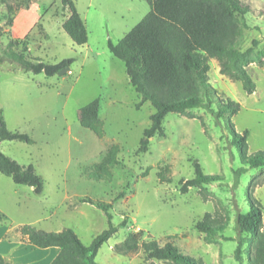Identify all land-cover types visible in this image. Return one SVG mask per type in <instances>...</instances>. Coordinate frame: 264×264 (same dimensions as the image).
<instances>
[{"label":"rangeland","instance_id":"374dc122","mask_svg":"<svg viewBox=\"0 0 264 264\" xmlns=\"http://www.w3.org/2000/svg\"><path fill=\"white\" fill-rule=\"evenodd\" d=\"M73 1L88 32V41L82 45L74 43L62 28L68 11L60 0H0V42L19 38L32 57L48 63L74 59L53 76L25 72L8 61L0 63V119L8 130L26 133L33 141L0 140V150L21 165H32L44 183L37 194L33 187L16 184L0 173V208L13 220L4 239L19 246L16 249L3 241L0 252L10 264L41 261L32 252L22 251L18 229L23 225L47 232L71 228L89 246L108 228V218L101 209L78 199L86 196L110 202L125 191L110 213L114 225L126 218L127 226H119L101 245L94 258L97 263L167 264L147 259L141 247L124 255L114 251L115 244L138 228L143 231L141 240L163 244L174 237L171 240L180 252L201 258L205 264H240L235 258V239L203 241L195 223L215 205L203 200L196 187L181 193L180 180L193 177V160L204 173L224 177L222 183L207 188L230 211V223L222 235L235 237L236 213L247 212L248 182L259 170L248 169L233 187L234 170L242 164L239 150L230 145L226 125L230 121L238 134L248 131L247 154L264 151V0H241L248 11L239 16L242 34L238 48L249 50L245 69L255 83L254 92L246 93L240 81L221 74L217 60L210 59V84L220 98L238 102V112L227 115L220 124L203 108L192 110L195 118L168 113L162 122L163 133L150 138L144 153L137 148L154 107L146 101L136 108L140 95L130 85L124 63L109 52L107 42L123 38L150 6L145 0ZM8 5L14 8L12 13H8ZM95 98L104 122L101 138L78 121L79 108ZM112 143L120 145L117 159L122 165L114 167L109 178L89 179L85 169L100 161ZM164 164L170 165V182L157 178L156 172ZM254 196L264 210V184L255 188ZM243 257L246 264L247 256Z\"/></svg>","mask_w":264,"mask_h":264},{"label":"trees","instance_id":"16d2710c","mask_svg":"<svg viewBox=\"0 0 264 264\" xmlns=\"http://www.w3.org/2000/svg\"><path fill=\"white\" fill-rule=\"evenodd\" d=\"M149 12L117 42L108 40L109 52L124 63L130 85L140 95L136 104L139 108L149 101L154 107L150 114V124L143 130L137 148L138 153L148 150L151 137L163 133L162 122L168 113L195 118L192 111L203 108L220 124L227 115L236 114L240 104L231 99H222L209 82V60L216 59L219 72L233 81H240L243 90L250 94L255 83L245 69L249 50L238 48L242 27L239 16L248 11L241 0H145ZM68 16L62 23L63 30L77 45L88 41L85 22L79 14L73 0H60ZM27 5V3H26ZM8 13L14 8L7 7ZM9 23L12 19L8 20ZM3 32L0 31V37ZM16 63L21 70L35 74L53 76L67 69L74 61L65 58L57 63L44 62L32 57L26 43L19 38H11L5 44L0 42V63ZM261 63V62H260ZM263 68H264V63ZM78 121L83 128L92 131L101 138L104 134V122L99 117V99L95 98L78 110ZM231 134L230 145L240 152L241 166L234 170L233 187L237 186L241 174L250 168L259 170L248 182L247 212L237 211L234 221L235 237H225L222 232L230 223V211L225 204L212 196L208 185L222 183L224 177L219 174H206L197 160L192 161L194 175L190 179L180 180V192L186 193L191 187L198 188L203 200H212L215 207L205 212L195 223V229L202 233L205 243H213L217 238L235 239V258L240 264H264V210L262 203L254 196L257 186L264 184V151L247 154L248 131L236 133L233 124L226 125ZM0 140H16L32 143V139L23 132L7 129L0 119ZM120 151L118 143L110 144L102 159L85 169L89 179L102 180L112 175L114 167L122 165L117 159ZM170 165L160 166L156 172L160 182H170ZM0 173L11 178L16 184L33 187L37 194L43 190V180L32 165H21L0 150ZM147 172H144L146 175ZM120 191L110 202L93 200L89 197L78 199L101 209L108 218V228L96 235L89 246L84 245L71 228L57 232L39 230L31 225L20 226L21 241L39 248L59 247V252L49 264H99L94 258L101 245L106 242L119 226H127L124 218L119 225L111 221L110 209L113 203L124 197ZM3 214L0 211V223ZM142 230L130 232L118 244L114 251L127 254L141 247L147 259H155L167 264H205L201 258L185 255L169 237L163 244L157 240H141ZM0 264H10L0 252Z\"/></svg>","mask_w":264,"mask_h":264},{"label":"crops","instance_id":"0c3cea01","mask_svg":"<svg viewBox=\"0 0 264 264\" xmlns=\"http://www.w3.org/2000/svg\"><path fill=\"white\" fill-rule=\"evenodd\" d=\"M66 198H68V196H66L65 199ZM0 211L3 214V220L0 223V242L6 241V242H8V244L10 243L12 246L14 245V246H16V249H18L19 246H18L16 241L4 239L6 234L11 231V227H12L11 223L13 222V220L10 218V216L5 214V212L1 208H0ZM135 230H139V229L136 228ZM23 243H24L22 246L23 252H27V253L32 252V255H37V256L41 257V261H39L38 263H34V261L33 262L32 261H26V263H23V264H42V263L49 264L52 261V259L57 255V253L59 252V247H57V246L39 248V247L33 246L31 244L25 243V242H23ZM0 251H1V249H0Z\"/></svg>","mask_w":264,"mask_h":264}]
</instances>
